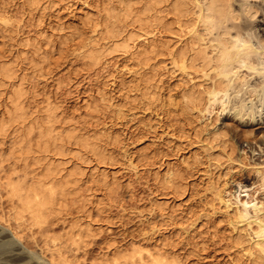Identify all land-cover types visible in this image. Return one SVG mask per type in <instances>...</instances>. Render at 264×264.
<instances>
[{
  "label": "bare ground",
  "instance_id": "obj_1",
  "mask_svg": "<svg viewBox=\"0 0 264 264\" xmlns=\"http://www.w3.org/2000/svg\"><path fill=\"white\" fill-rule=\"evenodd\" d=\"M56 2L58 1L23 0L21 5L27 12L34 13L42 11L47 6L52 8ZM97 7V10L94 9L95 12H85L78 23L74 22L67 26L61 24L60 32L56 35L39 31L33 38L20 39L19 42L31 46L34 55L30 54L28 61L32 69L36 70L48 63L54 51H57L59 56L74 55L73 57L83 66L90 68L100 64L104 57L108 56L106 54L121 51L132 59L136 67L133 76L135 81L132 83H135L134 86L139 91L138 102L148 108H153L161 102L159 108L163 113L170 116L169 114L173 112L174 130L180 136L193 130L192 138H200L203 129L198 123L199 113L213 108L215 104H219L222 111L226 110L229 103V108H234L233 115L240 118L247 114L249 108V117L256 120L257 124L264 123L262 112L256 115V112L252 111L255 102L259 101L261 106L264 103V0H101ZM14 21L0 10V31H5V34L8 32L6 35L15 32L19 24L16 25ZM183 26L188 29L190 26V35L187 36L189 39L186 38L185 41L174 38L179 28ZM38 52H42L39 53L42 54L40 58L37 57ZM167 59L172 65L170 68L178 67L186 71L188 66H192L193 70L207 72L211 70L210 75L213 74L210 77L211 85L201 89L195 84L188 85L180 89L181 91L178 90L181 92L180 97L176 89L167 88L165 92L162 85L163 73L170 69L165 66ZM13 61L11 63L8 60H0V103L4 105L3 112H0V187L5 188L6 196L11 201L10 212L0 215V220L3 221L0 222L2 238L0 242L7 244L11 256H7V259L10 257L9 262L1 261L0 264H74L75 257H69L66 248L71 245L77 251L81 243L97 234L89 221L85 224L72 221L68 228L59 233H46L38 253L21 245L24 231L27 228H42L49 224L59 209L65 207L69 201L77 199L76 194L79 193L80 182L83 179L96 181L109 197L112 196L118 187V181L114 176L109 179L108 163L113 162L115 156L108 146L119 144L121 140L117 135L105 130L106 128L93 132L89 129V132L84 122L69 125L71 116L58 110L53 103L52 105L48 102L38 108L34 106L35 108L30 111V104L36 105L37 94L35 91L27 94V88L24 87V76L27 75V71L17 66L18 61L17 64ZM240 91L242 93L239 94ZM246 94L248 96H244ZM251 96L256 97L257 101L252 102V99L248 98ZM247 99L251 104L245 102ZM112 100V96L101 91L92 105H95L93 108L111 107L112 115L124 111V106L113 104ZM122 102L120 100V103ZM92 105L89 103L90 108ZM212 133L211 138L214 136ZM213 134H219L220 137L222 135L219 131ZM9 135L12 136L8 140ZM225 135L223 134L224 137ZM216 137L210 138V148L215 147L212 144L213 139L215 145L220 143V139ZM206 139L207 136L204 142ZM6 142L8 143L4 147ZM144 152L141 154L143 159L149 161L153 159L155 153L153 149ZM213 152L210 151L208 157L216 161L219 154L217 156ZM190 159L181 158V163L165 162L167 164L163 172L162 170L159 174L157 170L154 172L159 185L167 190L172 189L170 190L172 193L184 195L186 177L191 176L187 174L191 171L189 168L202 162L197 153ZM258 171L259 188L264 189V165ZM209 189L212 193L215 186L211 185ZM212 194L216 195L220 202L223 201L218 189ZM88 199L86 201L92 198ZM100 201L101 199L96 202L97 209ZM161 202L155 199L152 204L160 208L163 205ZM263 202H251L246 199L236 201L237 205L230 207V201L226 200L225 205L231 208L230 215L237 221L236 223L245 221L248 226L253 222L255 224L251 239L241 237L242 227L240 226V229L234 225V232L230 233L227 243L235 255L232 260L227 258V264L237 261H241V264H264V215L259 214L264 207ZM83 211L88 213V208L85 206ZM196 226L193 228L196 229ZM192 231L187 241L190 247L188 253L184 255L185 260L187 259L185 262L174 250L165 247L173 239L170 240V233L166 234L161 230L162 233L155 238L152 248L139 243H134L131 248L117 245L115 247L112 245L114 242L110 240L105 243L108 244L106 248L100 250L89 264H204L199 262V258L202 257L201 250L204 251L202 243L205 241L203 242V238L193 237ZM250 243L257 245L259 251L252 253L250 248L245 247V253L241 247ZM188 254L195 255H192L193 260H190Z\"/></svg>",
  "mask_w": 264,
  "mask_h": 264
},
{
  "label": "rangeland",
  "instance_id": "obj_2",
  "mask_svg": "<svg viewBox=\"0 0 264 264\" xmlns=\"http://www.w3.org/2000/svg\"><path fill=\"white\" fill-rule=\"evenodd\" d=\"M22 1L0 0V10L5 15L12 17L16 25L19 24L15 28L17 33L15 31L9 33L10 35H6L8 32L5 34V31H0V57H2L0 60H8L11 63L14 60V64H17L18 61L19 64L17 66L21 70L27 71L26 77L24 76V87L26 86L25 88H27V94L29 93L28 95H30L32 91L37 94L36 105L30 104V111L36 106L38 108L43 107L48 102L53 103L58 110H62L64 113L67 112L68 116H71V121L69 120L68 122L69 125L84 122L85 127L92 132L100 128L103 130L106 128L105 130L117 135L121 142L108 146L115 156L114 161L112 160L113 162L108 163L109 179L111 180L114 176L116 177L114 179L118 181V187L114 190L113 195L109 197L104 188L98 185L96 181L83 179L80 182L79 193L76 194L77 199L73 202L69 201L65 207L59 209L46 226L25 229L21 245L38 253L43 245L46 233H59L63 229L68 228L72 221L81 224L89 221L97 234L81 243L77 251L71 245L66 248L67 255L71 258L75 257L74 260L76 262L74 264H89L100 250L106 248L108 244L106 245L105 243L110 240V242H114L112 243L113 246L117 245L118 247L131 248L134 243L151 247L155 242V238L162 232L170 233V240L172 241L173 239L170 242H174V244L171 245L170 243L165 245V247L168 250H174L183 257L185 262L187 259L185 260L184 255H186V252L188 253V248L190 247L187 243L188 237L194 229L193 227L197 225L196 229L192 231L193 237L203 238V242L205 241L202 243L204 251L201 250L203 253L202 257L199 258V262L204 264H227V258L231 259L235 255L232 252L233 249H229V244L227 243L230 233L234 232V225L238 226V228L241 226V237L248 239L253 237V228H255L254 222L249 226L245 221L236 223L237 221L230 215L232 214L230 213L232 212L230 207H235L237 205L236 201L240 200L264 201V189L259 188L260 171H258L264 165V123L260 122L257 124L256 120H252L249 117V108L247 114L240 118V116L233 115L234 108H229V103H226V110L222 111L220 105L215 104L217 106L214 105L213 108L210 107L211 109L203 110L202 113H199L198 123L203 129L200 138H192L193 130L186 133L187 135L180 136L174 130L172 123L173 112L169 114L170 116H168V113H163L159 108L161 102L157 103L158 107L157 104L155 105L156 107H151L152 109L140 103V101L138 102L139 91L135 88V83H132L135 81L133 76L136 67L132 59L121 51H117V53H113L116 51L110 52V55L106 54L108 56H105V60H102L101 63L103 64L100 63L96 67L92 66L91 68L83 66L79 60L74 58V55L62 54L59 56V53L54 51L47 61L48 63L44 66H39L36 70L32 69L28 61L30 54H33L31 46L24 45L19 40L27 37L33 38L39 31L47 32V34L49 33L48 35H56L60 32L61 24L67 26L74 22L78 23L85 12H95L94 9H98L97 6L101 0H57L58 2L54 4L55 6L53 5L54 7L48 8L47 6L43 9H47L45 12L40 10L41 12L35 11L34 13L27 12L25 7L23 8L21 5ZM91 3L92 5H88ZM183 27L179 28L180 30L178 31L181 32L177 31V35L174 38H179L181 41H185L186 38L189 39L190 26L189 29L186 27L187 31H185V26ZM178 42L180 41L178 40ZM39 53L42 52L37 54ZM39 56L41 57L42 54L37 55L38 58H40ZM68 61L71 62L69 63ZM165 66L168 69L172 66L170 60H165ZM39 68H41L40 71L38 70ZM170 69L164 71V84L162 85L163 88L165 87L164 91L169 88L176 89L178 96L181 94L179 91L188 85L193 86L195 84V86H200L199 88L201 89L206 88V86L209 87L212 83V80H210V77L213 76V74L210 75L212 73L211 70L208 72L207 70H193L192 66H188L186 71L178 67ZM30 70L34 71L30 72ZM205 72L207 75H204ZM32 87H34L33 90ZM101 91L107 92L110 97L112 96L113 104L117 103L124 106V111H121L118 115L114 113L112 115L111 107L103 106L102 108V106H99V108H93L95 105L92 104ZM135 96L137 97L135 98ZM248 98H251L252 102L257 101L256 97L251 96ZM135 99L136 102H134ZM120 100L121 102L125 101L120 103ZM128 101H131V103ZM245 102H249L248 105L251 104L248 99ZM89 103L92 108H90ZM263 104L261 106L259 101L255 102L252 105V111H255L256 115L258 112H262L261 116L264 118ZM3 110L4 105L0 103V112H3ZM202 123L205 124L202 125ZM169 125L172 127H169ZM210 130L215 133L221 132V137L220 133L213 134L214 132L212 133ZM211 133L212 136L216 137L217 135L218 138H216L220 139V143L218 142L216 145L215 139H213L212 144L215 147L212 148H210V141L214 136L211 138ZM188 134H190V137ZM223 134H226V137ZM11 136H8V140ZM206 136L205 142L207 144L204 142ZM222 138L224 143L221 140ZM200 139H203V141ZM225 140H227L228 146H231L230 148L226 147ZM7 143L3 146L5 147ZM152 149L155 153H153V159H150V163L149 160L143 159L141 154ZM210 151H215L213 154H217V156L219 154L220 157L218 156L216 161L214 159L212 161V158L208 157ZM196 153L202 162L194 167L192 166L194 169L189 168L191 171L187 172V174L191 176L190 178L186 177V192H184V195H177V193L170 191L172 189L169 188L167 190V188H162L159 185L154 173L156 170L157 172L159 171V174L161 170L163 172L167 163H172L173 161V163L178 161V163H181V158L186 157L191 160L190 158ZM213 154L212 157L214 156ZM165 162L167 163L165 164ZM211 185L215 186L212 193L218 189L223 201L220 202V199L211 193L209 189ZM87 198H89L88 200L92 198V201H86ZM99 199L101 201L97 209L96 202ZM155 199L162 201L163 207H155V204H152ZM227 199L231 203L229 208L225 205ZM84 205L88 208V213L83 211ZM10 210L11 201L6 196L5 188L0 187V215H5ZM262 213H264V207L259 212L260 215H264ZM0 222L3 223L1 220ZM166 228L167 230H165ZM112 245L110 248H112ZM243 247L241 248L245 250V253L246 248H250L249 250L252 253L259 251V247L253 243L246 244ZM7 249V244L0 242V262H9L10 257H8V260L7 256H11V252L9 253ZM20 251H22V248ZM6 252L8 253L6 254ZM192 255H189L190 260H193ZM234 263L241 264V261ZM234 263L229 262V264Z\"/></svg>",
  "mask_w": 264,
  "mask_h": 264
}]
</instances>
